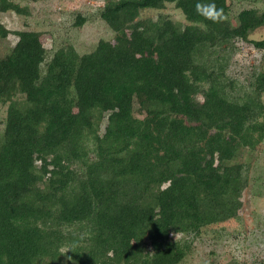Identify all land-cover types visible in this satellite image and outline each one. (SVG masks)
Returning <instances> with one entry per match:
<instances>
[{"label":"trees","instance_id":"1","mask_svg":"<svg viewBox=\"0 0 264 264\" xmlns=\"http://www.w3.org/2000/svg\"><path fill=\"white\" fill-rule=\"evenodd\" d=\"M29 1L0 0V13L28 15ZM100 16L112 39L52 56L43 32L0 23L18 36L0 56V264H181L195 236L239 215L242 149L264 139V58L242 94L226 73L236 39L264 49L251 38L264 10L233 22L230 0H104ZM163 84L171 115L139 123L136 96Z\"/></svg>","mask_w":264,"mask_h":264},{"label":"rangeland","instance_id":"2","mask_svg":"<svg viewBox=\"0 0 264 264\" xmlns=\"http://www.w3.org/2000/svg\"><path fill=\"white\" fill-rule=\"evenodd\" d=\"M230 4L233 22L242 9L256 7L264 10V0H230ZM103 5L104 0H31L28 2L30 14L2 12L0 23L12 31L43 32L42 41L51 51L50 56L55 50L65 53L70 44L80 53H85L101 38L114 37L101 19L100 8ZM169 13L178 22H184V15L178 9L171 7ZM79 14L87 20L82 26L76 23ZM251 38H264V27L256 30ZM17 40L18 36L13 33L6 38L0 37V56L8 53ZM263 58L264 49L236 39L226 73L237 80L236 94L248 89L252 73L260 67ZM170 99L168 84L161 85L154 93H139L134 101V113L139 123L155 114L167 120L171 115ZM6 115L7 105L0 104V126H3ZM88 153L89 160H93L95 148L89 147ZM241 158L251 164V181L244 193L239 215L225 223L211 225L201 235L195 236L192 253L181 264H264V139L253 135L249 145L242 149Z\"/></svg>","mask_w":264,"mask_h":264},{"label":"clouds","instance_id":"3","mask_svg":"<svg viewBox=\"0 0 264 264\" xmlns=\"http://www.w3.org/2000/svg\"><path fill=\"white\" fill-rule=\"evenodd\" d=\"M196 13L203 17L207 21H211L213 23H220L224 20L225 14L223 9L217 7V5L212 3H196L195 5ZM194 27H202L200 24L193 25ZM176 239V236L173 234Z\"/></svg>","mask_w":264,"mask_h":264}]
</instances>
